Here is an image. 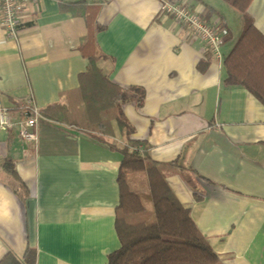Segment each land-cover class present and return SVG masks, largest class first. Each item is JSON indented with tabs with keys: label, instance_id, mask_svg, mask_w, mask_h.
<instances>
[{
	"label": "crops",
	"instance_id": "0c3cea01",
	"mask_svg": "<svg viewBox=\"0 0 264 264\" xmlns=\"http://www.w3.org/2000/svg\"><path fill=\"white\" fill-rule=\"evenodd\" d=\"M74 1L28 5L14 39L0 23V99L14 117L28 99L39 110L65 101L62 94L88 70L80 50L88 23L61 8ZM85 1L98 7L104 27L96 33L106 56L99 66L113 83L147 95L142 106H123L134 136L154 160L175 164L170 188L219 264H264V104L244 86L225 83L224 59L243 30L242 13L224 0H182L200 13L211 6L209 22L229 29L220 59L163 12V0ZM248 12L264 36V0H253ZM35 130V142L17 127L0 130V260L10 252L22 259L31 247L36 264H108L121 246V154L111 145L122 147L126 136L116 122L99 138L42 116ZM138 174L131 186L143 183ZM142 189L148 199V178Z\"/></svg>",
	"mask_w": 264,
	"mask_h": 264
},
{
	"label": "trees",
	"instance_id": "16d2710c",
	"mask_svg": "<svg viewBox=\"0 0 264 264\" xmlns=\"http://www.w3.org/2000/svg\"><path fill=\"white\" fill-rule=\"evenodd\" d=\"M175 1V0H170ZM243 15V30L224 59L226 85H242L264 104V36L254 25L248 8L253 0H224ZM63 10L83 17L89 26L81 40V53L89 67L79 76V86L62 94L65 101L52 103L39 110L40 115L60 125L75 127L96 134H111L114 122L126 136L122 147L111 145L121 154L118 174L120 202L116 209L115 228L120 248L108 256V264H219L218 252L197 227L190 209L180 201L167 181L173 171L172 162H158L149 154L145 141L137 139L135 127L123 112L126 103L142 106L145 91L139 86L122 88L113 83L98 62L106 56L96 42L98 7L85 0L61 2ZM215 12L206 6L201 14L209 22ZM22 24L20 29H23ZM145 172L148 178V199L134 190L130 177ZM20 187L25 188L19 178ZM27 197V191L20 193ZM37 252L29 247L22 259L6 254L0 264H36Z\"/></svg>",
	"mask_w": 264,
	"mask_h": 264
},
{
	"label": "built area",
	"instance_id": "2783aa9c",
	"mask_svg": "<svg viewBox=\"0 0 264 264\" xmlns=\"http://www.w3.org/2000/svg\"><path fill=\"white\" fill-rule=\"evenodd\" d=\"M39 0H0V23L6 36L16 38L22 25V12L30 4ZM162 10L165 14L173 16L175 20L187 26L192 35L206 45L216 57L222 59L221 46L229 37V29L221 23H210L203 19L202 13L182 0H163ZM17 118L2 104L0 99V130L18 129V135L28 141L35 142L37 132L35 130L39 118V109L33 106L28 99Z\"/></svg>",
	"mask_w": 264,
	"mask_h": 264
},
{
	"label": "rangeland",
	"instance_id": "374dc122",
	"mask_svg": "<svg viewBox=\"0 0 264 264\" xmlns=\"http://www.w3.org/2000/svg\"><path fill=\"white\" fill-rule=\"evenodd\" d=\"M219 2H224V1H222V0H218ZM231 6V5H230ZM233 7V6H232ZM234 8V7H233ZM235 9V8H234ZM138 174V173H137ZM133 175V174H132ZM132 175H131V179H133V177H132ZM138 176H142L143 178H144V180H143V183L142 182H140V184H138L139 186H137V185H135V183H134V185H132V187H133V189L134 190H136V191H138V192H140L141 190H143L142 189V185H146V182H147V178H146V174L145 173H140V174H138ZM141 194H142V192H140Z\"/></svg>",
	"mask_w": 264,
	"mask_h": 264
}]
</instances>
